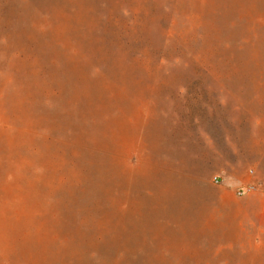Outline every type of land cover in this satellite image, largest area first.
<instances>
[{
  "label": "rangeland",
  "instance_id": "1",
  "mask_svg": "<svg viewBox=\"0 0 264 264\" xmlns=\"http://www.w3.org/2000/svg\"><path fill=\"white\" fill-rule=\"evenodd\" d=\"M0 264H264V0H0Z\"/></svg>",
  "mask_w": 264,
  "mask_h": 264
},
{
  "label": "built area",
  "instance_id": "2",
  "mask_svg": "<svg viewBox=\"0 0 264 264\" xmlns=\"http://www.w3.org/2000/svg\"><path fill=\"white\" fill-rule=\"evenodd\" d=\"M214 182L215 183L217 182L216 178L214 179ZM253 190H255V187L253 185L246 184V185H243V186L239 187L237 189L236 193H237V195L242 196V195H245L247 193L252 192Z\"/></svg>",
  "mask_w": 264,
  "mask_h": 264
}]
</instances>
